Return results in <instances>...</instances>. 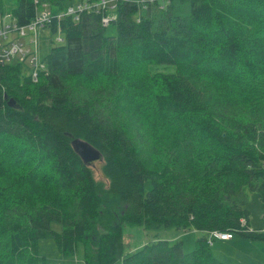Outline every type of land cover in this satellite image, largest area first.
I'll use <instances>...</instances> for the list:
<instances>
[{
  "label": "trees",
  "instance_id": "1",
  "mask_svg": "<svg viewBox=\"0 0 264 264\" xmlns=\"http://www.w3.org/2000/svg\"><path fill=\"white\" fill-rule=\"evenodd\" d=\"M41 5L63 34L44 68L0 62V264H46L47 237L64 256L81 242L84 264H228L211 231L264 240L240 224L249 191L264 202V0H15L11 18ZM127 224L202 235L125 251Z\"/></svg>",
  "mask_w": 264,
  "mask_h": 264
},
{
  "label": "rangeland",
  "instance_id": "2",
  "mask_svg": "<svg viewBox=\"0 0 264 264\" xmlns=\"http://www.w3.org/2000/svg\"><path fill=\"white\" fill-rule=\"evenodd\" d=\"M15 5V0H4L3 2V14L0 13V20L4 22L11 21V10ZM37 11H40L39 7ZM13 32H8V37L12 36ZM105 33L107 35H115L116 27L113 23H110L105 28ZM30 33H27L25 36L19 37L17 40L22 41L25 46H30L33 49L34 45L30 42L31 40ZM63 37V34L60 29L55 32L51 31V28L39 27L37 29V43H38V54L40 58H43L45 54L48 52L50 47L54 44L58 43L57 38ZM0 40H3L0 37ZM9 63H17L20 64L21 73L23 75H28L31 66L29 65L27 60H19L18 55H13ZM151 71H160V72H170L172 73L174 67L172 65L165 64H151ZM101 160H96L91 164L93 169V173L96 179L104 180V176L101 172ZM248 202L246 204V208L248 209L249 216L248 222L245 219V224L242 227H246L249 231H258L264 232V202L261 200L260 195L257 191H249L248 192ZM241 224V222H240ZM260 228V229H253ZM50 227L54 231H60L61 227L57 222H51ZM178 234V235H176ZM202 235V233L198 230L186 231L184 233L178 232L174 227L168 228H159V229H147L143 225H124L123 226V242H124V250L129 251V247L133 249H137L141 247L144 243L149 242L152 239H165L170 241H175L176 239H182L183 249L185 251L191 250L193 248V244L198 236ZM236 238H241V234L235 233ZM243 237V236H242ZM246 238V237H245ZM231 239V238H230ZM249 239V238H248ZM228 240V239H227ZM251 240V239H249ZM213 241V242H212ZM257 241V240H254ZM210 242V247L213 254L222 261H225L228 264H233L232 260L228 253L239 254L247 259L250 264H257L261 261H256L254 256L256 253H260V255L264 258V252L261 249H253L247 248L245 246L234 247L233 245L227 242H221L218 238L213 237ZM232 249L229 252L224 254V250L229 248ZM38 251L41 258L46 264H84L83 262V244L78 242L76 253L74 256H64L60 252L59 248L56 245L55 240L52 237L42 238L38 241ZM121 260L115 261L113 264H120Z\"/></svg>",
  "mask_w": 264,
  "mask_h": 264
},
{
  "label": "built area",
  "instance_id": "3",
  "mask_svg": "<svg viewBox=\"0 0 264 264\" xmlns=\"http://www.w3.org/2000/svg\"><path fill=\"white\" fill-rule=\"evenodd\" d=\"M110 1L111 0H102L103 3H108ZM147 1L153 0H137V2L143 6H145ZM165 1L168 2L169 0ZM85 7L86 6L84 5L83 8ZM73 11L74 9L70 7L68 8L67 13H71ZM63 14H66V11L58 13L56 17L59 19ZM52 20L53 15L49 10L38 11L35 17L29 23L22 26H17L14 22L15 20L12 18L10 22H4L3 20H0V37L3 39L0 40V62H8L13 55H18L19 60L28 61L29 65L31 66V74L33 77H36L37 70L44 68L42 60L38 54L39 47L37 43V29L39 27H46L52 22ZM102 20L104 24H107L109 21V16L106 15ZM8 32H14L21 37L25 36L27 33H30V35H32L30 42L34 45L33 49H31L30 46L26 47L22 41H18L17 39L19 37L9 38ZM57 40L60 41L61 37H58ZM240 222L241 225L244 226L245 219L241 217ZM233 234V231H211L209 238L211 240L213 237L221 240H227L232 238Z\"/></svg>",
  "mask_w": 264,
  "mask_h": 264
},
{
  "label": "crops",
  "instance_id": "4",
  "mask_svg": "<svg viewBox=\"0 0 264 264\" xmlns=\"http://www.w3.org/2000/svg\"><path fill=\"white\" fill-rule=\"evenodd\" d=\"M39 9H40V11L49 10L47 8V6H40ZM16 37H21V36H19L18 34L13 32L12 36L10 38H16ZM252 228L253 229H260V228H254V227H252ZM260 230H263V229H260ZM176 235H178V234H176ZM219 240H221V239H219ZM221 242H227V243L233 245L234 247L245 246L247 248L261 249L264 252V240L254 241V240H249L248 238H245L242 236H241V238H236L235 235H233V237L231 239L221 240ZM231 250L232 249L230 248V245H229V248L224 250V254L226 252L231 251ZM227 256H229L230 258L232 257L231 259H233L232 260L233 264H250V262H248L245 257H243L239 254L228 253ZM254 259L256 261H261L257 264H264V258L260 255V253H256L254 256Z\"/></svg>",
  "mask_w": 264,
  "mask_h": 264
},
{
  "label": "water",
  "instance_id": "5",
  "mask_svg": "<svg viewBox=\"0 0 264 264\" xmlns=\"http://www.w3.org/2000/svg\"><path fill=\"white\" fill-rule=\"evenodd\" d=\"M8 103L10 105H14V101L12 99H9ZM71 145L74 149V151L80 156V158L85 163H93L96 160H101L102 157L100 155V152L93 147L90 143L87 141L80 139V138H73L71 140Z\"/></svg>",
  "mask_w": 264,
  "mask_h": 264
}]
</instances>
